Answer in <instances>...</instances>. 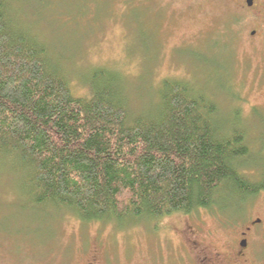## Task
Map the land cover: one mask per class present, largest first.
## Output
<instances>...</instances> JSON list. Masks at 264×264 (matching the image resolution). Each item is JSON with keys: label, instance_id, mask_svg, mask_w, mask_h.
Masks as SVG:
<instances>
[{"label": "trees", "instance_id": "obj_1", "mask_svg": "<svg viewBox=\"0 0 264 264\" xmlns=\"http://www.w3.org/2000/svg\"><path fill=\"white\" fill-rule=\"evenodd\" d=\"M13 12L0 0V172L34 205L137 225L264 189L241 169L252 149L239 116L225 126L209 93L165 78L157 106L133 117L119 73L97 69L92 94L75 96L60 58Z\"/></svg>", "mask_w": 264, "mask_h": 264}, {"label": "rangeland", "instance_id": "obj_2", "mask_svg": "<svg viewBox=\"0 0 264 264\" xmlns=\"http://www.w3.org/2000/svg\"><path fill=\"white\" fill-rule=\"evenodd\" d=\"M11 1L15 18L60 58L75 96L92 94L97 69L119 73L133 117L157 106L165 78L209 93L225 126L240 118L252 149L241 169L263 181L264 52L248 37L237 0ZM1 172L0 264L84 263L93 253L111 264H194L187 221L209 242L222 239L226 215L218 210L137 225L83 223L69 209L34 205L22 180ZM226 198L228 208L239 202Z\"/></svg>", "mask_w": 264, "mask_h": 264}, {"label": "flooded vegetation", "instance_id": "obj_3", "mask_svg": "<svg viewBox=\"0 0 264 264\" xmlns=\"http://www.w3.org/2000/svg\"><path fill=\"white\" fill-rule=\"evenodd\" d=\"M237 2L242 13V21L247 26L248 37L253 46L259 44L255 47L264 52V0H237ZM246 198L237 201L238 203L232 208L228 206L216 208L226 215L223 218L219 217L225 225L222 229L220 245L209 242L210 234L206 230L203 233L196 224L187 221L184 232L189 246L188 252L197 256L194 264H264V189L249 194L247 205L243 203ZM200 210L213 209L210 207ZM194 213L187 214L188 218ZM103 262L111 264L109 258H103V254L96 256V253H93L84 263L69 262V264H103Z\"/></svg>", "mask_w": 264, "mask_h": 264}]
</instances>
